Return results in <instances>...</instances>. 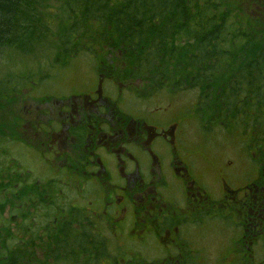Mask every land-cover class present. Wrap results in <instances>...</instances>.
I'll return each instance as SVG.
<instances>
[{"label":"flooded vegetation","instance_id":"1","mask_svg":"<svg viewBox=\"0 0 264 264\" xmlns=\"http://www.w3.org/2000/svg\"><path fill=\"white\" fill-rule=\"evenodd\" d=\"M32 28L36 35L53 32L38 24ZM109 64L91 67L92 77L82 78L57 96L30 93L22 102L17 111L22 130L17 138L28 152L40 151L41 172L20 170L19 164L8 171L5 206L21 209L22 203L28 206L34 198L30 220L40 210L62 206L70 217L60 221L55 216L52 222L56 227L74 223L79 228L74 236L86 228L88 237L97 235L108 245L103 233L110 226L120 239L132 236L146 242L155 237L166 257L174 254L189 260L204 255L205 246L198 238L206 236L207 225L220 222L217 232L228 239L226 247L225 240L221 243V264H232L239 255L248 262L251 253L241 252L239 242L256 246L264 239V174L251 181L250 171H245L241 185L231 177L238 181L244 174L233 170L231 177L208 175L189 154L183 129L186 117L161 107L129 108L125 102L129 89ZM219 169L225 171V162ZM203 183L208 190L200 192ZM214 191H220V196L214 198ZM24 213L22 218L28 220L29 210ZM229 216L233 224L227 223Z\"/></svg>","mask_w":264,"mask_h":264},{"label":"trees","instance_id":"2","mask_svg":"<svg viewBox=\"0 0 264 264\" xmlns=\"http://www.w3.org/2000/svg\"><path fill=\"white\" fill-rule=\"evenodd\" d=\"M54 1V23H47L38 19L41 10L36 0H0V44L22 47L35 38L32 27L38 24L52 28L56 55L60 52L70 58L80 52L81 38L116 59L122 49L126 72L130 71L124 75L117 68L119 79L138 81L142 89L155 85L157 92L194 91L199 107L215 114L210 120L214 126L228 122L230 132L251 131L250 140L259 152L252 159L264 166V19L257 18L263 21L261 27L250 23L242 1ZM37 36L52 38L49 33ZM21 205V209L11 208L24 218ZM10 222L0 206V264H106L108 245L97 235L88 237L86 228L74 236L67 224L44 227L47 238L39 241L38 232L33 231L30 241H18L22 227L12 234ZM90 245L98 249L87 250ZM94 250L89 257L77 258Z\"/></svg>","mask_w":264,"mask_h":264},{"label":"rangeland","instance_id":"3","mask_svg":"<svg viewBox=\"0 0 264 264\" xmlns=\"http://www.w3.org/2000/svg\"><path fill=\"white\" fill-rule=\"evenodd\" d=\"M36 1L39 3L38 9L41 10L40 13L43 14L45 22L54 23L52 17H54L55 13V1ZM238 1H242L240 2L241 7L249 11L248 20L250 23H253L255 27H261L258 26L259 24L263 26V21L257 18L264 19V16H260L262 13L264 14V5H262V1L264 2V0ZM49 35L52 38H46V36L38 37L33 34L35 38H32L31 41L28 40L22 47L0 44V186L4 188V190L0 191V206L3 207L5 216H10V221L12 220V225H10L12 230L9 229L10 233L15 234L14 231L22 227L23 232L17 234L21 236L17 238L18 241H30L33 231L38 232L36 235L38 240L41 241L47 238L43 234L44 227L58 228L52 222V219L48 221L47 218L58 216L57 219L63 221L70 217L67 209L64 208L65 210H63L62 206H55L48 212L43 213L40 210L38 216L30 220V214L33 213L34 208L32 204L35 203L34 198L29 199L28 206L23 203L25 211L29 210L27 214L29 216L28 220L23 219L21 215H17L10 205L5 206L4 209L5 201L3 200V194L6 195L7 200L8 196L5 186L10 181L7 172L14 170L18 164L21 165L20 170L27 167L35 174L41 172V164L37 159L40 151L31 149L34 151V154L28 152L26 148L20 145L17 138V134H20L22 130V122L17 121V111L21 110L22 102L24 103L28 99L27 96L30 93L35 94L33 96L36 97L38 94L44 95L46 93L55 96L61 94L62 91H66L67 88L82 78L92 77V68L96 69V65L101 62L104 64L110 63L109 65L113 66L112 70L114 69V72L119 67V71L124 75H127L126 73L130 71L126 72L125 54L122 49H118L116 53L119 57L118 59H116V55H112L114 58L112 61L109 56L101 55L102 52H99V47L96 44L89 45L90 42H87L86 38H81L78 44L79 54L76 53L67 58L60 52L56 55L57 48L53 41L54 39L57 40V37L53 36L55 34ZM64 56L67 58L66 60H63ZM120 79L121 83L129 89L125 92V102L129 108L139 109L141 106L146 108L161 107L166 109L167 113H181L183 117H186L183 129L185 142L189 146V154L193 155L192 160L196 159L204 165L203 167L206 168L208 175L212 177H229L232 170L234 174L239 175L241 173L244 174L245 171H250L251 175H248V178L252 181L253 179L260 178V173L264 174V171H262V169L264 170V166L260 165L259 161L255 162L252 159L256 157L255 154L258 150L250 140L253 135L251 131L241 128L243 131L230 132L228 131V122L214 126L210 120L214 119L215 114L207 111V107L205 106L199 107L201 102L194 91L171 92L172 90L166 89L167 91L157 92L155 85H148L147 89H142L135 81L126 78ZM32 81L35 82L33 85L31 84ZM150 87L156 90L151 91ZM132 92L133 94H131ZM163 115H166L165 112H163ZM21 117L22 114H20L19 120ZM13 161H15V164L11 165ZM224 162L225 171L219 169V165ZM55 167L58 169L59 165L55 163ZM241 178L244 181V178H246L245 174L238 181L232 177L231 180L237 185H241ZM203 184H200V192L208 190L207 185ZM229 185L233 186V184ZM67 186L72 190L74 189L71 185ZM212 196L217 198L220 196V191H214ZM16 201L13 200V202ZM217 203L220 202L217 201ZM227 218V223L233 224L231 216ZM44 219L48 222H45ZM219 226L220 222L207 225L206 236L202 239L198 238L199 244L205 246V258L204 255H195L191 260L179 255L175 257L174 254L170 258L166 257L167 253H163L161 250L162 245L158 244L155 237L146 242L135 241L132 236H125V239L123 237L120 239L117 235V230L109 226L105 228L103 233L108 243L107 253L109 255L104 260L106 264H221L224 253L221 243L225 240L224 247H226L228 239L217 232ZM76 229L77 231L79 230L72 223L69 228L71 230L70 233L75 234ZM228 229L226 228V230ZM0 231L3 230L0 228ZM130 232L131 228L125 231L128 234ZM1 234L2 232L0 236ZM197 245L196 238L194 246ZM15 247L17 246L15 245ZM33 248L35 250L34 246ZM88 250H92V248ZM239 250L243 253H251V257L247 262L241 255L238 258L229 256L233 258L232 264H264V239L260 240L256 246L241 240L239 242ZM89 253H79L77 258L82 260L85 257H89L93 252L90 251ZM163 258L167 260H162Z\"/></svg>","mask_w":264,"mask_h":264}]
</instances>
